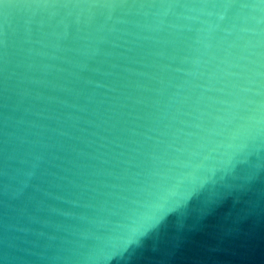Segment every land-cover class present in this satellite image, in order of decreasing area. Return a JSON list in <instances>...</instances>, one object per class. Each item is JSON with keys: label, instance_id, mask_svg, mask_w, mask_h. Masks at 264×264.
<instances>
[{"label": "water", "instance_id": "obj_1", "mask_svg": "<svg viewBox=\"0 0 264 264\" xmlns=\"http://www.w3.org/2000/svg\"><path fill=\"white\" fill-rule=\"evenodd\" d=\"M0 264H264V0H0Z\"/></svg>", "mask_w": 264, "mask_h": 264}]
</instances>
